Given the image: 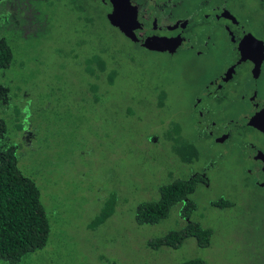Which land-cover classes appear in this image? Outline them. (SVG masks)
Returning a JSON list of instances; mask_svg holds the SVG:
<instances>
[{"label": "rangeland", "instance_id": "374dc122", "mask_svg": "<svg viewBox=\"0 0 264 264\" xmlns=\"http://www.w3.org/2000/svg\"><path fill=\"white\" fill-rule=\"evenodd\" d=\"M240 1L245 7L241 11L244 14L239 15L241 21L249 16V24L260 26L259 21L264 23V8L256 0ZM27 2L32 6L38 4L32 0H10L5 5L10 20L19 24L23 33L35 27L34 19L27 17L32 12ZM97 6L103 10L110 8L109 4L107 7ZM54 10L52 20L44 24L46 35L23 37L20 47L24 55L14 54L12 63L0 69V85L9 87V101H12L13 91L19 94L21 86H25L32 101L44 106L42 101L46 99V104L51 105L50 108L44 106V111L28 119L30 125L26 129L33 132L30 134L32 138L23 144L26 150H20L23 175H31L36 184L47 187L46 190L39 189L40 199L45 203L46 213L57 217L51 224V237L47 244L51 246L59 240L61 247L47 254L45 261L51 257L53 264H179L198 257L207 264H250L256 258V263H264V247L246 248L247 241L257 238L264 243V189L244 183L241 189H237V197L235 192H226L229 185L238 181L237 175L243 176V168L251 166L243 155L236 154L233 146H223L217 174L209 177V188L197 187L190 194V204L194 209L189 219L209 228L206 245H198L193 238L187 237L177 248L162 246L152 249L147 246V241L184 226L188 218L181 216L184 209L178 207L183 203L169 206L166 217L157 223L138 224L135 219L139 202L157 199L158 186L187 173V169L195 165V162L188 165L180 160V151L173 148V142L177 139L184 144L192 141L194 117L189 107L207 77L199 69L205 66L208 71L215 70L214 66H219L221 61L223 67L226 66L228 43L223 33L218 36L203 26L189 29L187 36L197 42L194 49L203 48L206 42L202 56H196L183 46L174 56L153 58L149 53L133 49L104 20L103 27L98 26L99 36L107 39V47L119 44L123 52L128 53L130 65L119 68L128 70L126 82L131 95L140 94V103L133 116H127L126 125H123V116L118 119L113 116L107 120L108 128L105 129L98 125V120L86 119L96 116L101 107L92 108L84 100H79L74 92H70L68 83L62 85V91L57 86V69L63 72L81 70L78 58H71L73 52L70 49L84 54L90 46L86 32L67 21L57 22L59 17H65V12L57 7ZM247 10H252V14ZM15 12H21V15ZM54 46L60 53L55 52ZM57 62L64 63V67L58 68ZM188 70L196 87L190 97H185L183 93L191 90L186 83ZM175 81L181 82L185 88L183 97L175 95L179 96L177 104L182 107H177L178 112L173 107L171 110L168 108L169 96L173 92L171 85ZM41 91L48 95L41 97ZM256 94L264 104V80L260 81ZM60 98L65 104V112L58 109ZM236 99L219 105L211 100L213 104H209L210 112L206 119L238 118L239 106L236 104L239 101L244 103L246 98L241 99L236 94ZM134 100L130 97V102ZM123 104L130 106L129 102ZM184 107L191 111L188 120L182 111ZM46 119L55 120L58 125L50 121L51 127H48ZM116 123L121 127L116 128ZM4 129L7 137L4 136L10 142L19 141V127L11 120L4 121ZM101 131H106V134L102 135ZM242 136L244 140L264 148V138L257 133L245 130L236 140ZM221 148L211 141L200 144V151L207 153H217ZM204 158L200 154L198 161ZM109 191L120 197L113 213L97 227L88 228L87 224L99 209L98 200ZM212 200L216 203L211 204ZM29 260V263L23 261L18 264H33L37 258Z\"/></svg>", "mask_w": 264, "mask_h": 264}, {"label": "trees", "instance_id": "16d2710c", "mask_svg": "<svg viewBox=\"0 0 264 264\" xmlns=\"http://www.w3.org/2000/svg\"><path fill=\"white\" fill-rule=\"evenodd\" d=\"M32 1H37L38 4L32 6L27 2L32 8V12L30 11L27 17L29 16L34 19L33 22L35 23V27L32 30L34 33H31L32 31L23 33L20 29L21 27H18L19 24L10 20V13L4 5V0H0L2 3L0 7V14L2 13V15H0V69L7 68L12 63L14 54L24 55L23 48L20 47V40L23 37H34L36 34L39 36L46 35L44 24L52 20L51 15L52 11H55V7L61 8L62 12H65L63 15L65 17H59L57 22L62 23L67 21V23L72 24L73 27L75 25L86 32L90 49L87 50L89 52L86 51L84 54H79L70 49V51L73 52L71 58H78L77 64L79 63L81 65V70L63 72L61 69H57L58 73H55L59 84H57V86L60 88V91H62V85L68 83L70 92H74L76 96L79 97V100H84L85 103L89 104L92 108L101 107L98 109L99 115L97 112L96 116H88L86 118L87 120L92 122L98 120V125L104 126L103 128L107 129V120L112 119L113 116H116L117 119L123 116L125 118L123 125H126L127 116H133L135 107L140 103V94L137 92V96L131 95V89L126 82L128 81L129 73L128 70L123 68L130 65L128 53H124L119 44L117 47L115 44L107 47V44H105L107 39L105 40L104 36H99L98 26L102 28L105 24L104 20L107 22L105 11L108 12L110 8L103 10L97 5L102 4L107 7L109 4L108 0H105L107 2L106 5H104L102 0ZM213 1L215 2L217 0ZM219 1L229 10L239 8L243 12L245 9L240 0ZM256 2L260 7L264 8V0H256ZM185 5L186 8H188V4L185 3ZM15 8L16 6L13 9ZM206 8L207 6H202L200 14L204 12ZM247 11L252 14V10ZM16 13H18L17 15H21V12H15V14ZM187 13H189V11H187ZM240 14L244 13L235 14L238 23L263 39L264 23L259 21L260 26L257 24L254 26L253 24H249V16L241 21L239 17ZM55 17L56 16H54V18ZM109 27L111 26L109 25ZM111 30L118 32L115 28H111ZM122 36L121 34L120 37ZM122 38L128 44V39L124 36ZM129 44L133 49H138L133 42L130 41ZM54 47L55 52L60 53L57 47ZM120 66L123 68H119ZM57 67H64V63L57 62ZM263 77L264 71L262 70V78ZM74 87H76V89ZM173 87L174 86L171 85L172 91L175 92L176 90ZM8 91L9 87L7 85H0V133L6 136L4 121L8 119L11 120L16 127H19V136L21 135L22 137L25 133L32 134L33 132L31 130L26 129V127L30 125L28 119L36 116L35 113L44 111V106L50 108L51 105L46 104V99L42 101L44 106L38 105L36 102L32 101L28 96V89L25 86H21L19 94L13 91L14 95L12 101L8 99ZM39 94L41 97H46L48 95V93L44 91H41ZM64 94L65 93H63V95ZM171 96L176 97L175 94L172 93ZM171 96H169L170 99L172 98ZM130 97L135 98V100L130 102ZM123 102H129L130 106H125ZM176 103H178L177 98ZM170 105L173 107L176 106L173 105L172 101H170ZM57 106L59 111H66V109H64L65 104L61 98L58 100ZM176 107H178V104ZM165 108H167V105ZM174 111L178 112L177 109H174ZM198 117L201 122L199 127L194 128L192 141L184 144L181 140L177 139L173 142V148L180 151V160L188 165H193L191 163L196 162L200 154L204 155L205 158L201 160V164L194 165L193 167L200 171L201 165H208L209 170L216 175L219 167V159L222 157L223 151L214 154H207V152L200 151V144L204 145L205 143V126L208 125L209 120H205V116L202 118L201 116ZM50 121L56 126L58 125L57 121L46 119L48 127H51ZM118 126L119 128L121 127L120 123H116L115 127L117 128ZM96 131H98L97 126ZM103 134H106V131H103L102 135ZM2 138L3 137L0 135V264H18L23 261L29 263L31 257L37 258L36 263L33 264H53V259L49 257L47 261H45L47 258L45 256L54 252L56 247L61 246L59 245V240L55 241L51 246L47 244L51 237V224L57 220L56 216L51 217L46 213L45 203L40 199L39 189L44 188L46 190L47 187H40V185L33 181L31 175H23L22 167H20V164L23 162V155L20 154V150H26L23 143H21L20 140L16 143L10 142L8 138L7 142H4ZM31 138L32 136L29 137V139ZM235 151L236 154H238L236 149ZM193 167L189 168L187 173L181 174L178 178L172 177L165 184L158 186L157 199L144 200L137 204L135 209L136 222L138 224H153L166 217L169 206L182 203L183 198L188 202L187 205L185 202L181 204L182 206H178L179 209H184V212H181V216L188 218L184 226L177 229V231H168L160 237L147 241L146 244L149 248L157 249L162 246L177 248L187 237L193 238L198 245H206V240L209 236V228L201 225L197 221H191L189 219L194 209L193 204H190L189 190L197 185V179L200 178V174L196 176H193V174L190 176V174L195 171ZM243 175H245L244 168ZM241 177L242 176L237 175L238 180ZM237 182L238 181H234L233 183ZM199 187L202 186L200 185ZM235 190L236 184L229 185L227 188L229 193ZM119 198V196L111 191L101 197V199L98 200L99 209L89 221L87 227L93 229L97 227L98 224L103 223L113 213V209ZM210 203L214 204L216 200H212ZM247 242L246 248L250 246L252 250L264 247V243H262L259 238ZM39 255L44 257L41 258ZM253 260L254 263L258 261L257 258ZM179 264L207 263L197 257L186 259Z\"/></svg>", "mask_w": 264, "mask_h": 264}, {"label": "flooded vegetation", "instance_id": "af4514ba", "mask_svg": "<svg viewBox=\"0 0 264 264\" xmlns=\"http://www.w3.org/2000/svg\"><path fill=\"white\" fill-rule=\"evenodd\" d=\"M102 1L106 5L107 2L105 0ZM7 3H10V0H4V5ZM185 3L188 4V8H186ZM130 4L135 7L136 19L139 23V28L133 31L139 41L133 43L139 50L149 53L153 58L160 56L171 57L177 54L176 52L183 47L181 41L184 38L189 40L186 36L189 29L203 26L208 28L212 33L215 32L218 36L223 33L228 43V48L226 49L227 64L223 67V61H221L219 66L215 67V64L213 65L215 70L208 71L205 69L207 68L205 66L199 69L203 70L201 72L202 75H207V77L204 84L200 85V92H197V96L193 99L189 109L193 113L194 128H197L201 122L198 116H201V118L204 116L205 118L208 117L210 112L209 104H213L210 102L211 100H214L219 105L227 103V101H237L236 94L241 99L246 98V100H243L245 101L244 103L239 101L236 104L239 106L238 118L223 119L215 117L213 120H209L208 125L205 126V141H211L218 148L222 147L221 151L217 153L222 151L224 153V145L233 146L238 152L237 155H243L250 162L251 166L244 168L245 175L239 180L237 179L236 190L232 191L236 193V197L239 195L237 189H241V185L244 183L245 185H253L263 191L264 148L252 141L244 140V136L239 140L236 139L245 130L253 131L264 138V132H260L251 124H247L248 119H251L255 112L264 109V104L257 99L256 94L260 81L264 80L262 78V70L264 71V49L262 54L259 52L257 59L254 61L251 57H255V53L251 54L249 52L245 54V58H241V54L237 51L236 46L247 33H251L255 38L262 40L263 44L264 39L256 36L244 28L242 24L238 23L235 14L241 13L239 8L229 10L219 0L215 2L213 0H130ZM202 6H207V8L200 14ZM116 33L121 36L119 31ZM148 38H154L156 40L162 39V41L177 39L179 44L173 53H168L167 51L144 47V41ZM196 44V42L189 40L186 48L192 50L196 56H202L205 52L206 42L204 47L199 49H194ZM246 55L248 56L246 57ZM256 63L257 66L255 67ZM200 77L201 74L199 75V79ZM186 83L188 87H191L190 93H183L185 89L183 87L184 85L181 82L175 81L173 82V88L176 91H173L172 94H178L180 97H183V93L185 97H190L196 87L195 80L192 78L190 71L186 77ZM179 96L170 99L173 105L177 106L176 98L179 100ZM216 103L214 105H217ZM176 106L173 107L170 105L168 108L170 107V110L172 107L173 109H177ZM178 108L181 107L178 105ZM182 111L186 113L188 120V115L191 111H187L185 107ZM29 134L25 133L22 137L21 135L19 136L21 143L27 144L29 142ZM219 138H222V140ZM2 141L6 142L4 138H2ZM207 154H214V151H210ZM201 162L197 160L195 165H199ZM191 164H194V162ZM187 171H189V168ZM197 174H200V178L197 179V185L189 190L190 194L195 192L200 185L203 188H208L210 184L209 177L214 176L213 172L209 170L208 165H201L200 171L195 170L190 176H196ZM226 192L229 193L228 191ZM185 202L186 199L183 198L182 203Z\"/></svg>", "mask_w": 264, "mask_h": 264}, {"label": "water", "instance_id": "95a60500", "mask_svg": "<svg viewBox=\"0 0 264 264\" xmlns=\"http://www.w3.org/2000/svg\"><path fill=\"white\" fill-rule=\"evenodd\" d=\"M110 4V10L106 13V19L108 23L114 26L124 37L128 38L131 42H138L139 39L133 32L139 28V23L136 19L135 7L130 4V0H108ZM179 44L177 39L173 40H156L154 38H148L144 41V47L148 49H158L161 51H167L168 53L174 52L175 48ZM237 51L241 54V58H245V54L249 52L255 53V57H251L254 61L257 59L259 52L263 51L262 40L256 39L250 33H247L237 43ZM248 55H246L247 57ZM257 63L255 64V67ZM258 114V115H257ZM264 109H261L248 119L247 124L252 125L260 132H264ZM222 140V138H219Z\"/></svg>", "mask_w": 264, "mask_h": 264}, {"label": "clouds", "instance_id": "9594fccd", "mask_svg": "<svg viewBox=\"0 0 264 264\" xmlns=\"http://www.w3.org/2000/svg\"><path fill=\"white\" fill-rule=\"evenodd\" d=\"M108 22V21H107ZM109 24V23H108ZM110 25V24H109ZM112 28H115L114 26H112V25H110ZM116 29V28H115ZM117 30V29H116ZM113 32H115V31H113ZM116 33V32H115ZM187 36V35H186ZM253 36V35H252ZM188 37V36H187ZM254 37V36H253ZM189 38V40L192 42H196V40L195 39H191L190 37H188ZM257 39V38H256ZM188 39H183L182 41H181V44H182V46H185V47H187V43H188V41H189ZM260 40V39H259ZM128 41H130V40H128ZM197 43V42H196ZM262 43H263V41H262ZM176 49V48H175ZM263 49H264V44H263ZM171 53H173V52H171ZM0 135L4 138V140H6V142H7V138L4 136V134H2V133H0ZM19 137V136H18Z\"/></svg>", "mask_w": 264, "mask_h": 264}]
</instances>
